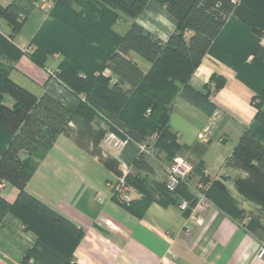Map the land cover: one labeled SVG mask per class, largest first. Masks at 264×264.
Returning <instances> with one entry per match:
<instances>
[{
  "label": "trees",
  "instance_id": "1",
  "mask_svg": "<svg viewBox=\"0 0 264 264\" xmlns=\"http://www.w3.org/2000/svg\"><path fill=\"white\" fill-rule=\"evenodd\" d=\"M149 1L80 0L79 12L72 9L69 0L55 1L54 7L65 10V14L50 12L31 40L35 49L30 60L43 67L53 53L64 57L58 79L77 98L73 108L48 94L36 99L9 79L22 52L0 34V187L8 184L17 190L12 203L0 195V227L6 218H14L36 237L34 247L20 264H77L73 251L83 237L82 229L25 191L38 162L70 119H104L111 130L119 127L137 143L155 135V147L172 162L175 156L193 148L178 144L169 130L176 99L186 94L201 107L211 93L208 85L204 86V95L188 85L206 54L231 65L236 77L254 92L256 114L233 148L232 157L242 169L251 173L256 168L264 177V49L259 46L264 30V0H235L238 4L234 0H154L164 5L175 22V31L164 44L136 23L122 35L112 30L122 16L137 18ZM37 2L12 0L6 6L0 5V19L8 23L12 35L20 31ZM187 32L191 35L186 38ZM131 54L140 56L148 69L142 71ZM249 56L252 59L246 63ZM107 68L116 77L114 84L101 75ZM224 83L215 74L208 82L214 92ZM6 97L12 100V106L5 105ZM136 180L141 182L136 178L126 182L136 185L142 199L120 203L141 218L154 199L148 189L135 184ZM200 180L207 185L202 175ZM162 191L158 200L161 206L178 200L179 204L189 197L184 181L173 193L165 186ZM204 196L232 220L242 218L222 184L213 182ZM252 223L245 228L254 230Z\"/></svg>",
  "mask_w": 264,
  "mask_h": 264
},
{
  "label": "crops",
  "instance_id": "2",
  "mask_svg": "<svg viewBox=\"0 0 264 264\" xmlns=\"http://www.w3.org/2000/svg\"><path fill=\"white\" fill-rule=\"evenodd\" d=\"M11 1L0 0V5L6 6ZM233 3L238 4L235 0ZM161 10L166 12L164 5L150 0L137 18H128L131 23L127 24L122 16L112 30L122 35L136 23L164 44L175 31V22L169 15L171 20L161 14ZM45 14L36 5L15 35L0 19V34L22 52L9 79L36 99L48 94L73 108L77 98L58 79L64 57L53 53L47 56L43 67L30 60L35 49L31 40L47 19ZM190 35L187 32L185 37ZM130 57L140 64L135 55ZM251 59L249 56L246 63ZM213 74L225 80L217 92L208 84ZM188 85L202 95L206 93L204 86L208 85L211 93L201 107L194 105L186 94L180 95L170 114L169 130L177 143L193 147L173 158V161L185 160L190 168L182 179L189 196L185 198L189 205L187 213L179 210V200L167 206L158 203L167 178L166 167L171 162L156 147L149 155L138 151V145L152 141L153 136L138 143L131 140L124 149L115 152L103 143L110 130L104 119L87 121L72 117L38 162L25 191L82 229L83 237L73 251L75 263L264 264V259L256 256L264 241L263 173L256 168L251 173L242 169L232 157L233 148L256 114L252 103L254 92L236 77L231 65L212 54L203 57ZM5 103L8 107L13 104L8 97ZM231 116L232 119L228 118ZM237 127L240 132L236 131ZM232 134L234 141H230ZM200 175L208 186L218 182L226 188L242 213L240 220H232L208 199L200 201L199 195L208 187L201 183ZM123 176L129 189V201L124 204L138 202L143 197L136 185L126 182L128 178L141 180L135 184L148 189L154 199L141 218L126 211L114 193ZM7 185L0 190V195L12 203L17 190L7 196L4 194ZM250 221L255 227L252 231L245 228ZM11 237L7 231L0 234V239ZM22 250L19 246L0 244V264H19L21 257L17 255L23 254Z\"/></svg>",
  "mask_w": 264,
  "mask_h": 264
},
{
  "label": "built area",
  "instance_id": "3",
  "mask_svg": "<svg viewBox=\"0 0 264 264\" xmlns=\"http://www.w3.org/2000/svg\"><path fill=\"white\" fill-rule=\"evenodd\" d=\"M46 7L45 3L40 5V8L44 11ZM260 47L264 49V30L262 31L261 40H260ZM101 75L103 77L109 78L110 83L114 84L116 82V77L113 73L109 70H104ZM83 99V97H82ZM116 128V127H115ZM198 138H202V135H199ZM131 141L130 137H128L125 132L121 129L109 130L103 138V143L109 149L119 152L126 147V145ZM155 141L156 136H153L152 141L150 142H143L138 145V151L140 154H151L155 149ZM188 163L183 159H176L172 161L166 167V181H165V189L173 193L177 190L178 186L180 185L182 179L186 176L189 171ZM4 188V185L0 187V190ZM114 193L118 197L120 202H127L129 201V189L125 184L124 176L119 180V183L114 187ZM200 201L206 200L204 193L199 195ZM188 202L186 200H181L178 204V208L180 211L184 212L188 209ZM258 259H264V241L262 242L261 247L257 252Z\"/></svg>",
  "mask_w": 264,
  "mask_h": 264
},
{
  "label": "rangeland",
  "instance_id": "4",
  "mask_svg": "<svg viewBox=\"0 0 264 264\" xmlns=\"http://www.w3.org/2000/svg\"><path fill=\"white\" fill-rule=\"evenodd\" d=\"M70 1V5H71V7H72V9L74 10V11H76V12H79L80 11V6H79V2H80V0H69ZM42 3H45L46 4V7H45V10L46 11H44L46 14H47V16L50 14V12L52 13V12H55V13H57V15L59 14H65V10H62V9H60V8H56V7H54V3H55V0H52V1H50V0H38V2H37V6L39 5V7H40V5L42 4ZM151 7V6H150ZM150 7L148 8V9H146L145 11H144V13L143 14H145V13H147V11H149V9H150ZM156 7V6H155ZM156 9H158L157 7H156ZM161 12V14H162V12H163V14L165 15V17L166 18H168V19H170L171 20V18L168 16V14L166 13V12H164L163 10H161L160 11ZM41 14L42 15H44V13L43 12H41ZM45 14V15H46ZM125 19V22L127 23V24H129V23H131L130 21V19H128V18H124ZM125 22H123V23H125ZM2 23L9 29L10 27H9V25H8V23L5 21V20H2ZM33 23V22H32ZM123 25V24H122ZM30 27V25L28 26V28ZM27 28V29H28ZM31 29H32V25H31ZM260 40H261V36H260V39H259V42H260ZM135 55V54H134ZM135 58L136 59H138L137 61H138V67L142 70V71H145L146 70V68L148 67L147 65L148 64H146L141 58H140V56H137V55H135ZM264 110V109H263ZM228 118H230V119H232V116L231 117H228ZM117 129H120L119 127H116ZM122 130V129H121ZM123 132H125L124 130H122ZM237 132L239 131H241V129L239 128V127H237V130H236ZM234 137H235V135L234 134H232L231 136H230V141L231 140H233L234 141ZM253 165H256V163H253ZM5 191H4V194L6 195L7 194V196L9 195L10 196V194L12 193V191H15V188L14 187H12V186H10V185H7V187L4 189ZM7 219V218H6ZM3 231H7L8 232V234L10 235V237H11V235H12V237L10 238V239H0V244L1 245H4V246H11V247H16V246H19L21 249H23L22 250V253L23 254H20V255H17V256H19V257H21L20 258V263H21V260L24 258V256L34 247V245H35V242H36V237L33 235V234H31L29 231H25L24 230V228H23V226H22V224L19 222V221H17L16 219H14V218H10L9 217V219L5 222V224L4 225H2L1 227H0V234H1V232H3ZM11 232H12V234H11ZM20 233H22V234H20ZM9 237V236H8ZM13 250H15V249H13ZM16 251V250H15ZM19 251V250H18ZM17 252V251H16ZM14 256V255H13ZM19 263V264H20Z\"/></svg>",
  "mask_w": 264,
  "mask_h": 264
}]
</instances>
